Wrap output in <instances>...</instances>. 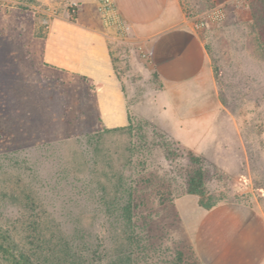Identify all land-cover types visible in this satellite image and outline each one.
<instances>
[{
    "label": "rangeland",
    "instance_id": "obj_1",
    "mask_svg": "<svg viewBox=\"0 0 264 264\" xmlns=\"http://www.w3.org/2000/svg\"><path fill=\"white\" fill-rule=\"evenodd\" d=\"M249 2L222 22L208 21L210 0L187 10L221 103L211 139L189 148L157 122L163 84L144 42L109 36L129 124L107 130L92 84L41 59L50 15L36 0H0V264L21 253L32 264H117L119 252L118 264H205L187 236L197 200L264 217V36ZM195 176L201 194L188 193ZM121 185L138 204L127 240L115 222Z\"/></svg>",
    "mask_w": 264,
    "mask_h": 264
},
{
    "label": "crops",
    "instance_id": "obj_2",
    "mask_svg": "<svg viewBox=\"0 0 264 264\" xmlns=\"http://www.w3.org/2000/svg\"><path fill=\"white\" fill-rule=\"evenodd\" d=\"M36 1L34 7L50 15L46 35L35 41L42 61L92 84L93 106L104 128L127 126L129 113L98 0ZM114 1L130 25V36L145 43L151 68L163 84L155 106L160 128L189 148L210 140L221 103L205 41L187 16V10L201 9L205 0ZM210 1L226 5L228 13L238 9L236 0ZM197 204L199 219L187 236L205 264H264V217L259 211L235 201L209 208Z\"/></svg>",
    "mask_w": 264,
    "mask_h": 264
},
{
    "label": "trees",
    "instance_id": "obj_3",
    "mask_svg": "<svg viewBox=\"0 0 264 264\" xmlns=\"http://www.w3.org/2000/svg\"><path fill=\"white\" fill-rule=\"evenodd\" d=\"M250 2V8L252 12V16L257 23V27L259 29L260 36H264V0H249ZM126 127V126H125ZM125 127H118L113 129H122ZM107 129V128H106ZM108 130V129H107ZM199 177L195 176L193 178L194 181L191 182L188 193L191 194H201V190L199 188ZM119 196L117 197L119 200L116 201L114 207H115V222L118 224V222L122 223L123 230L121 232V235H123L124 239H129V234H132L134 232V226L132 225V210L138 207V204L133 199V193L131 188L126 187L125 185H121L119 188ZM214 203H204L200 201V205L209 208ZM0 250H3L2 245L0 244ZM119 260H117V264L121 263V256L123 253L119 252ZM118 257V256H117ZM29 255L25 253H21L18 257L12 255L11 256V263L12 264H32V261ZM118 259V258H117Z\"/></svg>",
    "mask_w": 264,
    "mask_h": 264
},
{
    "label": "built area",
    "instance_id": "obj_4",
    "mask_svg": "<svg viewBox=\"0 0 264 264\" xmlns=\"http://www.w3.org/2000/svg\"><path fill=\"white\" fill-rule=\"evenodd\" d=\"M245 0H236L233 4L235 8L243 6ZM97 10L103 22L106 32L110 37L119 38L130 32V25L125 21L118 11L114 0H98ZM228 16L227 6L215 4L209 9L206 17L210 22H222Z\"/></svg>",
    "mask_w": 264,
    "mask_h": 264
}]
</instances>
